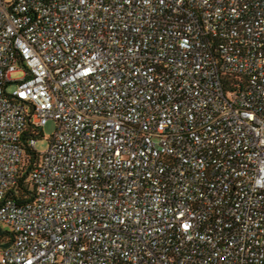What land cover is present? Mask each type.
Returning a JSON list of instances; mask_svg holds the SVG:
<instances>
[{"label": "built area", "instance_id": "built-area-1", "mask_svg": "<svg viewBox=\"0 0 264 264\" xmlns=\"http://www.w3.org/2000/svg\"><path fill=\"white\" fill-rule=\"evenodd\" d=\"M0 225V264H264V0H0Z\"/></svg>", "mask_w": 264, "mask_h": 264}, {"label": "trees", "instance_id": "trees-1", "mask_svg": "<svg viewBox=\"0 0 264 264\" xmlns=\"http://www.w3.org/2000/svg\"><path fill=\"white\" fill-rule=\"evenodd\" d=\"M42 130L36 129L31 123L28 124L27 130L22 138L23 148L25 151V163L21 169L17 184L12 190V196L18 202H27L35 198L36 187L31 180V171L40 163V154L36 152L29 144L30 137H39ZM15 238L14 232L9 227L0 225V250L10 246Z\"/></svg>", "mask_w": 264, "mask_h": 264}, {"label": "rangeland", "instance_id": "rangeland-1", "mask_svg": "<svg viewBox=\"0 0 264 264\" xmlns=\"http://www.w3.org/2000/svg\"><path fill=\"white\" fill-rule=\"evenodd\" d=\"M7 1H11V0H7ZM21 76V73H15L13 75V78H19ZM15 88V86H11L10 89L11 91ZM56 129V124L54 121H50L48 122L45 127H44V136H41L37 139V143H36V150L39 153H43L45 152L48 147H49V138L54 134ZM4 227H6L5 225H3Z\"/></svg>", "mask_w": 264, "mask_h": 264}]
</instances>
